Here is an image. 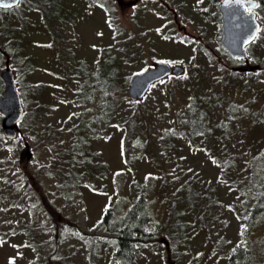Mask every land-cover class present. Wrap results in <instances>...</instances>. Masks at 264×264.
Listing matches in <instances>:
<instances>
[{"label": "rangeland", "instance_id": "obj_1", "mask_svg": "<svg viewBox=\"0 0 264 264\" xmlns=\"http://www.w3.org/2000/svg\"><path fill=\"white\" fill-rule=\"evenodd\" d=\"M96 1L100 2L62 0V5L66 10H70V16L75 22L73 25L69 22L64 23L65 25L59 24V27L65 28L62 29L60 37H64L65 43L60 40L59 47L55 45L56 27L51 21L48 22L50 18H45L37 12L24 13L29 26L24 36L23 55L32 59L34 71L25 74L19 69H10L14 73L17 87V78L25 84L48 85L46 93L54 101L55 108L50 111L43 126L69 129L81 117V110H87L88 117L99 115L96 104L79 107L71 101L79 86L77 79L72 78L65 97L62 94V74L72 67L69 50L73 51L76 58L84 60L93 68L101 50L115 42L109 27V19L103 7L97 5ZM167 1L172 7L177 8L178 21L185 27L187 33L196 38L201 37L204 42L209 43L208 46L220 56L223 64L208 61L198 49V45L201 44L199 40L191 39V43L184 44L186 38L177 31L171 15L166 17L165 10L159 7L157 1L147 0L139 1L140 3L127 12L120 14L125 27V38H128V42L122 47H135L138 50L137 64L128 69L140 73L145 70L147 62L151 65L164 62L172 67L181 66L188 72V76L190 75V80L194 81L197 72L195 67H199L205 78L202 82L197 80V85H203V89L208 90L212 84L215 99H221L226 104L231 102L238 105L255 100L257 128L247 138L257 145L256 150L264 148V127L260 119L264 116V70L260 75L253 76L257 83L243 95H238L235 86L224 87L219 83L215 86L214 79L222 76L229 66V61L222 54L217 42L220 27L216 16L217 4L211 0ZM19 15L15 14L17 22L12 24L23 27V20L21 21ZM260 23L263 29V16L260 17ZM253 53L264 58V45L258 43ZM15 63V60L10 61L9 65ZM17 65L18 63L15 64ZM252 65L261 64L252 61ZM4 67L5 63L3 66L0 64V71ZM252 72L259 71L256 69ZM246 79L245 74L241 75V83ZM208 81H211L209 85ZM194 83L195 81L193 85ZM52 93L55 95L51 96ZM149 93L147 101L142 103L143 107L149 109L145 110L146 112H152L147 121L149 124H143V133L137 134L126 144L125 152L123 149L125 130L119 128L118 124L133 111V107L127 101L121 103L117 109L112 124L106 126L101 123L96 127L98 138L90 142L85 152L99 153L100 157L94 158L93 163L104 166L102 169H95L97 174L94 176L82 175L79 186L62 188V181L49 177L43 169L47 165L56 164L57 154L69 148L71 132L67 130L61 133L60 138L55 139V150L43 148L34 153L33 137L37 132L31 134L26 130L27 139L24 138L26 140L19 137L14 146L0 152V158L6 160L8 165L5 166L3 163L0 165V264H31L38 255L47 254L51 255V264H108L113 252V242L93 237L95 227L108 204L110 202L118 204L122 201L121 208L125 210L134 197L131 191H135L137 185H146L147 193H151L149 195L152 213L157 215V220L165 222L168 218V207L167 204L160 203L157 194L158 186L164 183L170 194L180 186L192 183L201 191L202 197H199L198 201L208 199L203 202L200 212L208 208L207 220L212 228L209 231L203 229L200 233L188 228L189 241L179 246L177 250L176 248L171 250L175 253H184L179 264H228L226 258L231 248L242 240L239 216H243L246 211L245 199L240 191L246 180V164L250 155L247 142L244 141L241 132L236 130L240 121L232 118L224 110L215 113L218 121H224L229 128H234L228 137L223 135V148L227 153L221 152V163L215 166L211 156L205 152L201 138L196 140L197 144L191 145L183 136L178 119L179 101L174 102L175 106L167 105L162 85H158ZM60 98L63 100H58ZM238 118L246 121L241 117V112ZM261 126L263 128H260ZM148 131L154 140L153 144L157 145L158 163H154L143 154V143ZM25 142L31 148L32 158L29 161L23 156ZM16 158L20 159L18 167L14 166ZM21 171L32 176L33 191L39 196H46V199L59 210V215L54 220L41 208L36 196L20 193L21 200L18 203L14 199L19 197V194L7 197L5 192L9 186L4 182V178L14 185L18 183V174ZM74 171L81 173L83 169L76 167ZM187 221L188 224L195 221L194 217H190L189 207ZM252 226L249 241L253 245L258 264H264V215ZM27 230H31V234H28ZM25 231L26 233H23ZM103 232L100 230L98 233ZM162 237L165 238L161 236L160 239ZM52 239H55V243L48 245ZM220 240L225 241L223 246H220ZM31 242H35L36 246L30 247ZM92 243L97 245L95 256L92 255ZM163 251H165L163 245H149L141 251L139 263L164 264ZM240 264L248 263L245 261Z\"/></svg>", "mask_w": 264, "mask_h": 264}, {"label": "trees", "instance_id": "obj_2", "mask_svg": "<svg viewBox=\"0 0 264 264\" xmlns=\"http://www.w3.org/2000/svg\"><path fill=\"white\" fill-rule=\"evenodd\" d=\"M259 2L258 10L260 15L264 17V0H259ZM96 4L103 7L107 15L115 42L101 50L94 61L93 68H90V65L84 60L76 58L73 51L68 49L72 56V67L64 66L68 69L62 74V94L65 97L72 83V78L77 79L76 82H78L79 86L74 92V97L71 101L75 106L79 107L96 104V108L99 109V115L88 117V111L81 110V117L69 129L65 127L55 129L50 125L43 126L50 111L55 108L53 105L54 101L46 93L48 85L46 83L25 84L20 80L18 81L17 78V91L24 107L23 117L18 124L20 133L14 141L10 142L4 139L0 128V152L14 146L19 137L27 139L26 130L31 134L37 132V135L33 137L35 147H33L32 151L34 153L39 152L43 148L55 150V139L60 138L61 133L67 130V132H71L69 148L57 154L56 164L47 165L43 169L46 170L49 177L62 181V188L79 186L82 175L94 176V174H97L95 169H102L104 166L100 163H93L94 158L100 157L99 153L85 152V148L90 146V142L98 138L96 127L101 123L106 126L112 124L111 122L117 109L121 103L127 101L133 107V111L123 122L118 124L119 128L125 130L123 140L125 152L126 144L136 137L137 134L143 133V124H149L147 121L152 112H146L149 109L143 107L142 103L147 101V96L151 90L158 85H162L164 101L167 105L175 106L174 102L179 101L180 112L178 119L183 136L191 145L197 144L196 140L201 138L204 142L205 152L211 156L213 164L218 166L221 163L220 156L222 153H227L225 148H223V135L228 137L231 131H234V128H229L230 126H227L224 121H218L215 115L218 111L224 110L232 118L240 121L236 130L241 132L244 141L247 142L250 155L246 164V180L240 191L245 199L244 209L246 210L242 214L243 216H239L242 240L231 248L226 261L228 264H240L245 261L248 264H258L253 245L249 241V235L253 227L252 224L260 216L264 215V148L256 150L257 145L247 138L257 128L258 118L256 117L255 100L238 105L231 102L226 104L221 99H215L212 84H210L211 86L208 90L203 89V85H197L198 81L202 82L205 77L201 73V69L195 67L197 72H195L194 85V81L190 80V75L188 76V72L185 70L182 76H170L152 85L141 101L131 102L126 96V90L130 78L137 72L128 68L137 64L136 56L138 50L135 47H122L128 42V38H125V27L121 21V13L118 14L119 10L116 3L111 0H105V2L100 0V2L96 1ZM157 4L162 10H165V12L163 11L164 15L170 17V13L159 2ZM25 12H37L45 18H50L48 22L51 21L56 27L55 45L57 47L60 45V40L65 43L64 37L60 38L62 35L61 31L65 28L63 26L59 27V24L65 25L64 23L69 22L70 25H73L75 21L70 16V10H66L62 5V0H25L18 11L21 21L23 20V27L10 25L8 17H4L3 22L0 23V51L2 52H0V64L3 66L6 62V56H9L10 61L15 60L18 63L17 66H15V63L10 64L9 67L19 69L26 74L33 72L34 66L32 65V59L23 55L25 51L23 35L25 32L22 30L29 26V22L24 15ZM12 29L15 37L12 42L14 45L10 47L8 37H10ZM189 43H191V40L186 38L184 44L188 45ZM258 43L259 45H264V28L260 30L257 39L248 47L249 56L252 60L261 64L258 65L260 68L258 67L257 71L259 72H238L233 70V67L238 65V63L223 51L230 61L229 68L223 72L222 76L214 79L213 84L216 86L219 83V85L224 87L235 86L238 89V95L249 92L257 83L253 76L260 75L263 72L262 70H264V58H260L253 53ZM119 45L120 47L117 48ZM208 45L209 43L204 42L203 45H198V49L208 61L214 63L216 61L209 52ZM63 47L65 48V46ZM198 54L201 55L199 52ZM151 66L147 62L144 69ZM243 74L247 76V79L244 83H241L240 79ZM207 83L209 85L211 81ZM2 86L0 80V91ZM53 95L55 93L51 94V96ZM186 95L187 97L185 98ZM58 100L63 99L60 98ZM240 112L241 117L245 118V122L238 118ZM260 119L264 127V116ZM263 127L261 126L260 128ZM177 135L180 136V134ZM146 137L143 143V154L154 163H158L157 145L153 144L154 140L149 131ZM25 144L27 143L25 142ZM219 149L221 150L220 152L217 151ZM1 163L8 166L7 161L0 158V165ZM19 163L20 159L16 158L14 166L18 167ZM76 167L82 168L83 171L75 173L74 169ZM225 168L227 169V166ZM7 180L4 178V182H7L9 186L5 192L7 197L19 194L20 196L14 199L18 203L21 200L20 193L36 196L41 208H43L48 217L52 220L58 217L59 210L46 199V196H39L33 191L31 183L34 180L31 175L28 176L24 171H21L18 174V183L14 185ZM165 184L159 185L157 191L160 203H165L168 207V218L165 222L157 220V215L152 213L149 195L151 193H147L146 185H137L135 191H131L134 197L131 198L130 205L125 210L121 208L122 201H119L118 204L114 202L108 204L93 232V237H100L106 241L113 242V252L108 264H140L139 257L143 248L149 245H162L160 244L161 236H165L169 243V251H166V249L163 251L162 259L164 264H179L184 253H175V251L171 250L175 248L177 250L179 246H183L189 241L188 228H192L197 233H200L203 229L209 231L212 228L209 220H207L208 208L200 212L203 202L208 199L203 200V202L198 201V198L202 197L199 189H196L192 183H188L180 186L170 194ZM187 207L190 209V217H194L195 220L189 224L187 221ZM54 223L56 225V222ZM100 230L104 231L103 234L98 233ZM23 233H26V231ZM27 233L31 234V230H27ZM244 238L245 240H243ZM53 243H55V239H52L48 245ZM219 244L223 246L225 241L220 240ZM29 245L30 247L36 246L35 242H31ZM91 246L93 249L92 255L95 256L97 245L92 243ZM47 247L49 248V246ZM50 257L51 255L48 256V254L38 255L31 264H51Z\"/></svg>", "mask_w": 264, "mask_h": 264}, {"label": "water", "instance_id": "obj_3", "mask_svg": "<svg viewBox=\"0 0 264 264\" xmlns=\"http://www.w3.org/2000/svg\"><path fill=\"white\" fill-rule=\"evenodd\" d=\"M19 1L0 0V8L12 9L18 5ZM111 1L116 3L118 10L121 12L124 7H134L140 0ZM256 4L254 0H224L219 6L221 13V46L235 61L248 62L246 47L254 42L260 31V24L256 20L255 13L252 12ZM174 18L176 20L175 14ZM182 29L178 24V30L181 31ZM233 70L244 72L241 68ZM183 74L184 69L181 66L172 67L164 62L155 63L150 68L136 73L130 78L127 86V96L131 102L141 101L155 83L170 76L179 77ZM0 77L4 83L3 91L0 94V128L4 139L12 142L20 133L18 124L23 117L24 107L17 91L14 73L8 64L1 72ZM23 156L26 161L32 158L31 148L28 144L24 145ZM160 244L165 247L166 251H169V243L164 237L160 239Z\"/></svg>", "mask_w": 264, "mask_h": 264}, {"label": "flooded vegetation", "instance_id": "obj_4", "mask_svg": "<svg viewBox=\"0 0 264 264\" xmlns=\"http://www.w3.org/2000/svg\"><path fill=\"white\" fill-rule=\"evenodd\" d=\"M24 1L25 0H20L19 1V3H18V5L16 6V7H14V8H12V9H2V8H0V23H2L3 22V19H4V17H8V21L10 22V25H12V26H15L14 24H12V23H15V22H17V20H16V16H15V14L17 13L18 14V11L20 10V7L24 4ZM145 1H147V0H140V2H145ZM153 1H157V2H159L169 13H170V15H171V17H172V20H173V23L175 24V26H176V29H177V31L178 32H180V33H182L183 35H184V37L185 38H189V40H191V39H193V41L195 40H199V42L203 45L204 44V40L201 38H196V37H194V36H191V35H189L188 33H187V31H186V29H185V27H182L181 25H180V23H179V21H178V17H179V13L176 11V7H172L171 6V4L167 1V0H162V2H161V0H153ZM202 1H206V0H202ZM211 1H213L215 4H217V6H216V16L218 17V20H219V25H220V27H219V30H220V34H219V32H218V36H217V42H218V47H219V49L221 50V52H222V54L224 55V56H226L224 53H223V51H225L223 48H222V46H221V38H222V34H221V23H220V19H221V13H220V11H219V6H220V4L224 1V0H211ZM254 1H256V6L253 8V10H252V12H254L255 13V15H256V20L258 21V23L260 24V30H261V23H260V17L262 18V16L260 15V12H259V10H258V7H259V0H254ZM140 2H138V3H140ZM132 8V7H131ZM130 8H127V7H124L123 8V10L120 12L121 14L122 13H124V11L125 12H127L128 10H129ZM247 12H251V11H247ZM174 14L176 15V20H175V18H174ZM177 21V22H176ZM19 22V21H18ZM178 24H179V26L181 27V28H183L181 31H179L178 30ZM27 30H28V28H24L22 31L23 32H25L24 33V35H23V39H24V36H25V34L27 33ZM260 32V31H259ZM13 36H12V35ZM11 34H10V37H8V42L10 43V47H11V45L13 46L14 45V43H12L13 42V40H14V37H15V35H14V30L12 29V32H11ZM258 35H259V33H258ZM258 37V36H257ZM10 38H12V39H10ZM257 39V38H256ZM255 39V40H256ZM254 40V41H255ZM24 41H25V39H24ZM198 42V43H199ZM252 44V43H251ZM250 44V45H251ZM249 45V46H250ZM249 46H247L246 47V52H247V55H248V62H246V61H236L237 63H238V65H236V66H234L233 67V69H237V68H241L243 71H246V72H249L250 70H253V71H255L256 69H258V65H252L251 66V64H252V58L249 56V51H248V47ZM207 48H208V50H209V52L211 53V55L215 58V61L218 63V64H223V62L221 61V59H220V56L219 55H217L211 48H210V46H207ZM1 52V51H0ZM226 52V51H225ZM2 53V52H1ZM227 53V52H226ZM228 55V54H227ZM229 56V55H228ZM227 57V56H226ZM230 57V56H229ZM229 61V60H228ZM9 62H10V57L9 56H6V62H5V67L0 71V75H1V72L6 68V64H8L9 65ZM229 64H230V61H229ZM228 68H229V66H228ZM252 72V71H251ZM0 80H1V77H0ZM1 83H2V90L0 91V94L2 93V91H3V88H4V83H3V81L1 80ZM0 121H1V118H0Z\"/></svg>", "mask_w": 264, "mask_h": 264}]
</instances>
